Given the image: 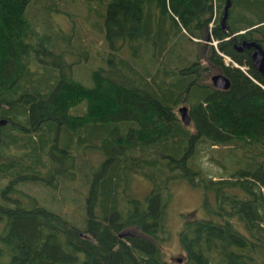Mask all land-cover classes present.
I'll return each mask as SVG.
<instances>
[{
    "label": "trees",
    "instance_id": "1",
    "mask_svg": "<svg viewBox=\"0 0 264 264\" xmlns=\"http://www.w3.org/2000/svg\"><path fill=\"white\" fill-rule=\"evenodd\" d=\"M223 5L0 0V264H264V78L236 49H264V0H229L224 28ZM135 172L142 201L125 191ZM67 181L86 188L76 218ZM175 181L201 190L205 217L182 223L169 262Z\"/></svg>",
    "mask_w": 264,
    "mask_h": 264
},
{
    "label": "rangeland",
    "instance_id": "2",
    "mask_svg": "<svg viewBox=\"0 0 264 264\" xmlns=\"http://www.w3.org/2000/svg\"><path fill=\"white\" fill-rule=\"evenodd\" d=\"M193 40L197 41L196 39ZM201 42L206 43L203 40ZM95 44L96 47L99 46L98 41L96 40ZM181 105L182 104H179L176 109V113L179 119L180 115L178 112V108ZM91 157H94V155H91ZM63 185L65 187L58 193V198H61V195L64 196L62 211L69 217H79L80 214H83L84 209L82 207V201H79L78 197H83V195L85 194V191H83V189L86 188L83 185H80L79 191L78 182L75 181H67ZM25 189L29 192V194L35 195L37 199H43L42 204H45V202L47 205L50 204V202L48 201V189L42 184H28L24 187V190ZM149 189L150 183L140 173L135 172L128 177L125 191L131 197L142 201L143 197L148 193ZM201 198V190L191 187L185 182L175 181L170 185V200L165 210V227L167 233L164 237L159 239L158 243L161 255L167 261L174 262L177 258L181 260L182 252L178 246L177 233L182 223L186 219H189L191 215V218L205 217V214L200 208ZM127 231H131V229L123 228L119 231L118 236L125 234Z\"/></svg>",
    "mask_w": 264,
    "mask_h": 264
},
{
    "label": "water",
    "instance_id": "3",
    "mask_svg": "<svg viewBox=\"0 0 264 264\" xmlns=\"http://www.w3.org/2000/svg\"><path fill=\"white\" fill-rule=\"evenodd\" d=\"M229 7V0H224V5L222 8V15L220 17V24L223 27V22L226 16L227 8ZM208 36L205 38L207 40ZM242 48L249 49L250 48V61L252 68L257 71L264 78V49H262L257 43L253 41H242L240 45L236 46V49L239 51ZM210 84L213 88L217 89H226L229 86L228 79L222 74H212L210 76ZM178 112L180 115V121L187 125L189 122V117L187 114V109L185 106H180L178 108ZM6 121L4 119H0V126L4 125ZM176 262H180V259L177 258Z\"/></svg>",
    "mask_w": 264,
    "mask_h": 264
},
{
    "label": "built area",
    "instance_id": "4",
    "mask_svg": "<svg viewBox=\"0 0 264 264\" xmlns=\"http://www.w3.org/2000/svg\"><path fill=\"white\" fill-rule=\"evenodd\" d=\"M215 42H216V41L212 40V41H211V44H212L213 46H215ZM216 52H217V51H216ZM217 53L222 57L223 62H224L225 64H227V63L229 62V63H232L234 66H237L235 63H233V62L231 61V59H230L228 56H226V55H224V54H222V53H219V52H217ZM237 67H239L241 70H243V67H240V66H237Z\"/></svg>",
    "mask_w": 264,
    "mask_h": 264
}]
</instances>
